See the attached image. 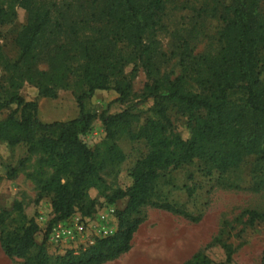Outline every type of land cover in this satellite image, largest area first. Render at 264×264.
I'll return each instance as SVG.
<instances>
[{
  "label": "rangeland",
  "instance_id": "1",
  "mask_svg": "<svg viewBox=\"0 0 264 264\" xmlns=\"http://www.w3.org/2000/svg\"><path fill=\"white\" fill-rule=\"evenodd\" d=\"M46 1L52 10L50 21L32 53L24 54L19 44L29 13L17 0H0L4 9L0 17V99L17 93L36 102L38 119L50 124L78 117L77 97L88 89L83 78L86 70L105 74L113 88L129 87L124 102L113 88L96 90L92 98L84 100L86 110L98 115L131 111L133 116L127 121L112 126L113 136L107 135L100 119L80 135L103 164L104 183L89 190L75 215L88 220V231L94 238L102 224L100 216L113 209L109 225L115 234L117 212L126 208L128 197L115 203L110 199L116 191L131 186L137 162L153 151L145 132L164 138L167 149L176 156L180 153L177 139L191 136L188 119L176 102L160 99L166 113H158V106L149 97L152 86L158 85L159 92L166 93L175 82L182 91L201 92L196 72L204 61L218 56L224 25L210 13L213 0L168 2L160 26L144 35L139 50L129 45L113 23L84 20L83 9L95 0ZM259 10L264 15V0ZM261 71L264 80V62ZM41 89H50L55 96H41ZM15 109L14 105L1 111L0 122ZM16 117L21 118L20 111ZM9 134L14 130L9 128ZM30 147L25 142L10 147L0 140V211H12L15 218L13 208L20 203L27 220L39 226L36 243H45L48 256L55 258L68 251L78 254L75 245L50 242L51 229L58 223L54 222L53 196L38 199L54 169L42 150L30 152ZM113 147L122 152L123 161L112 158ZM152 203L169 204L175 210ZM249 211L264 216V160L260 155H245L240 165L228 172L198 159L172 166L160 171L150 204L131 216L143 222L130 251L105 264H264V217L251 226ZM4 255L0 250V264L24 263Z\"/></svg>",
  "mask_w": 264,
  "mask_h": 264
},
{
  "label": "trees",
  "instance_id": "2",
  "mask_svg": "<svg viewBox=\"0 0 264 264\" xmlns=\"http://www.w3.org/2000/svg\"><path fill=\"white\" fill-rule=\"evenodd\" d=\"M17 1L29 13V24L20 36L19 45L24 54H31L50 21L52 10L46 0ZM175 1L95 0L83 9L84 20L113 23L129 45L140 50L144 35L160 26L166 4ZM260 2L213 0L210 13L224 27L220 31L218 56L204 61L196 72L201 92L182 91L175 82L166 93H160L158 85L152 86L149 97L158 106V113H166L163 103L158 102L160 99L176 102L182 115L188 119L191 136L187 140L177 139L180 153L176 156L167 149L164 138L145 132V138L154 145L153 151L137 162L131 172V186L125 191H116L110 199L115 203L128 197L126 208L117 212V233L98 239L93 246L78 254L68 251L63 256L52 258L47 255L44 242L40 246L36 243L39 226L34 220H27L23 206L16 203L13 211L17 217L12 218V211H0V245L7 257L23 259V264H105L130 251L134 234L143 222L141 218L132 219L131 216L138 214L142 206L150 204L160 171L189 164L196 159L205 160L222 172L237 168L245 155H260L264 160V80L261 71L264 62V15L259 10ZM3 14L4 9L0 8V17ZM83 78L88 89L77 97L79 115L70 121L41 122L37 116L38 104L26 101L17 93L0 99V112L16 106L9 117L0 122V140L10 147L24 142L31 144L30 152L42 150L54 169L53 175L43 183L38 199L40 201L43 195L53 196L54 222L73 217L79 204L88 198L89 190L104 183L101 175L103 164L80 135L90 130L94 120L100 119L111 137L114 135L112 126L133 116L129 109L108 116L88 112L84 100L92 98L96 90L113 87L105 74L92 69L86 70ZM128 88L119 85L113 88L119 93V101L126 100ZM40 94L55 96L50 89H41ZM19 111L20 119L16 117ZM9 128L14 130L13 135L9 134ZM37 131L40 133L36 134ZM111 154L117 161L125 159L122 152L114 147ZM155 206L175 210L169 204ZM248 214L251 226L264 217L256 211ZM198 258L196 255L195 260Z\"/></svg>",
  "mask_w": 264,
  "mask_h": 264
},
{
  "label": "built area",
  "instance_id": "3",
  "mask_svg": "<svg viewBox=\"0 0 264 264\" xmlns=\"http://www.w3.org/2000/svg\"><path fill=\"white\" fill-rule=\"evenodd\" d=\"M114 215L111 209L100 216L102 224L96 231V237H91L88 228L89 222L82 217L74 215L65 221H60L53 226L50 232V242L59 245H75L76 250L85 251L93 246L98 239H104L114 234L115 230L110 227V217Z\"/></svg>",
  "mask_w": 264,
  "mask_h": 264
},
{
  "label": "crops",
  "instance_id": "4",
  "mask_svg": "<svg viewBox=\"0 0 264 264\" xmlns=\"http://www.w3.org/2000/svg\"><path fill=\"white\" fill-rule=\"evenodd\" d=\"M0 250L4 253V251H3L2 247H1V245H0ZM4 257L7 258V256H5V255H4ZM8 258H9V257H8ZM1 264H2V263H1Z\"/></svg>",
  "mask_w": 264,
  "mask_h": 264
}]
</instances>
